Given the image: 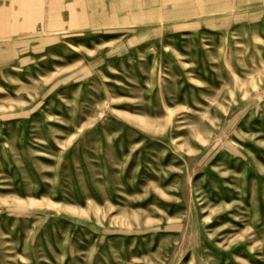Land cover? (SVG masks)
I'll use <instances>...</instances> for the list:
<instances>
[{"label": "rangeland", "instance_id": "1", "mask_svg": "<svg viewBox=\"0 0 264 264\" xmlns=\"http://www.w3.org/2000/svg\"><path fill=\"white\" fill-rule=\"evenodd\" d=\"M0 264H264V0H0Z\"/></svg>", "mask_w": 264, "mask_h": 264}]
</instances>
